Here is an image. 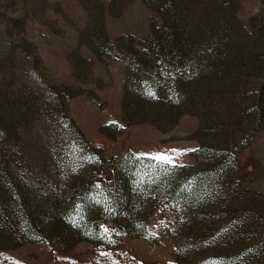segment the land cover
<instances>
[{"label":"rangeland","instance_id":"rangeland-1","mask_svg":"<svg viewBox=\"0 0 264 264\" xmlns=\"http://www.w3.org/2000/svg\"><path fill=\"white\" fill-rule=\"evenodd\" d=\"M226 1L228 8L223 0H0L16 33L15 52L0 50V81L37 88L17 45L26 44L42 76L67 86L70 116L114 167L127 156H164L202 183L196 205L145 206L146 236L108 247L15 245L0 229V264H264V0ZM174 9L200 43L193 73L177 53L156 57L139 44L165 30ZM190 74L197 80L187 83ZM180 86L186 96L174 103ZM140 89L164 100L130 119L128 102ZM32 104L33 121L47 125L45 101ZM109 125L119 126L116 139L103 133ZM28 170L32 178L39 171Z\"/></svg>","mask_w":264,"mask_h":264},{"label":"trees","instance_id":"trees-1","mask_svg":"<svg viewBox=\"0 0 264 264\" xmlns=\"http://www.w3.org/2000/svg\"><path fill=\"white\" fill-rule=\"evenodd\" d=\"M223 3L228 8V2ZM170 14L165 30L154 28L139 44L148 46L156 57L163 52L174 58L177 53L179 63L190 70L188 63H196L200 43L190 29H183L185 17L175 9ZM15 35L0 14V50L14 53ZM17 45L28 60L32 84L37 88L31 90L26 82L19 85L13 80L5 85V79L0 81V229L15 245L46 242L57 249H70L89 242L108 247L121 238L146 236L141 217L145 206L153 209L162 203L178 208L184 202L196 205L201 176L195 178L186 170L148 157L127 156L114 167L103 156L102 148L93 145L70 116L67 86L52 85L40 73L38 58L28 46L21 42ZM185 69L176 81L185 77ZM196 80L190 74L186 82ZM182 87L176 96L171 94L174 103L186 96ZM157 95L155 90L141 89L132 94L128 102L130 119L133 110L164 100H157ZM37 97L53 113L45 126L31 117L36 112L32 103ZM118 127L109 125L102 131L116 139ZM31 164L36 172L39 170L34 178L28 170ZM83 168L86 172L81 176Z\"/></svg>","mask_w":264,"mask_h":264},{"label":"snow or ice","instance_id":"snow-or-ice-1","mask_svg":"<svg viewBox=\"0 0 264 264\" xmlns=\"http://www.w3.org/2000/svg\"><path fill=\"white\" fill-rule=\"evenodd\" d=\"M154 159H157V160H163L164 162L166 163H171L170 160H168L166 157L164 156H157V157H154Z\"/></svg>","mask_w":264,"mask_h":264}]
</instances>
